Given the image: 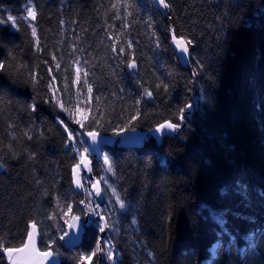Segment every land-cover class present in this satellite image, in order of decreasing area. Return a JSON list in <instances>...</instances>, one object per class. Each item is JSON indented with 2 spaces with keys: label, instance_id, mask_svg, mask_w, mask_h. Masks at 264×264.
<instances>
[{
  "label": "trees",
  "instance_id": "16d2710c",
  "mask_svg": "<svg viewBox=\"0 0 264 264\" xmlns=\"http://www.w3.org/2000/svg\"><path fill=\"white\" fill-rule=\"evenodd\" d=\"M167 3L163 17L151 0H0L6 21L0 24V62L7 65L0 71V236L10 246L18 247L26 226L37 221L48 237H57L58 257L77 264L99 236L89 231L78 248L67 250L54 227H66L57 200L80 208L84 199L72 186L78 159L66 146L61 121L73 133L92 128L81 129L45 102L52 82L60 89L57 99L100 120L95 130L109 136L137 111L125 131L178 123L179 110L195 98L176 137L104 149L115 172L108 184L126 205L120 209L109 195L103 204L114 225L104 238L114 245L115 264H264V239L257 236L248 246L251 230L264 228V198L258 195L264 191V0ZM28 6L34 21L23 19ZM171 30L192 41L190 68L173 53ZM93 172L100 177V162ZM54 213L56 219H48ZM218 213L225 216L223 233ZM0 264H6L3 253Z\"/></svg>",
  "mask_w": 264,
  "mask_h": 264
},
{
  "label": "snow or ice",
  "instance_id": "6c2138e0",
  "mask_svg": "<svg viewBox=\"0 0 264 264\" xmlns=\"http://www.w3.org/2000/svg\"><path fill=\"white\" fill-rule=\"evenodd\" d=\"M158 4L162 8H169L170 4L167 3V0H158ZM27 16L23 17V19L28 21H34L36 19V12L33 7H28L26 9ZM7 22H11L13 27H16V18L8 15L7 16ZM6 21L4 19H0V24H4ZM31 26V24H30ZM36 28L32 26V36L36 37ZM172 39L175 42L176 48L180 50V52L184 54H188V47L187 45L191 44L192 41L188 40L185 41L183 38L177 39L175 32L173 31ZM38 46V41H37ZM129 47H131V44H129ZM39 50V47L38 49ZM113 51H116V48H113ZM119 51L121 53L124 52L123 48H120ZM53 60L56 59L55 56L52 57ZM78 64L79 61H76ZM7 65L3 62H0V71L5 70ZM56 69L60 68V64L55 65ZM136 64L135 61L128 62V68L132 69L135 68ZM76 79L75 83H79L81 81V69L79 67L76 68ZM52 73V68H49V74ZM84 76H87V73H84ZM33 84L36 83V77L33 76ZM53 81H55V77L53 76ZM84 83H87L85 80ZM159 87V85H158ZM167 88V86H164ZM48 88L51 92V96L46 100L47 103H54L62 111H65L68 113L69 118L72 119V121L79 125L81 129H85L88 127H91L92 130L86 131L84 133L81 132H75L71 131L67 125H64V122L61 121V124L64 126V131L68 133L67 135V142L66 146L71 145L72 150L76 151V147L73 144V141L75 140V137L80 135H87L91 138L93 144L96 143L97 137L99 133L95 130L96 126L100 125V120L96 119L95 117L90 116L88 112H85L83 109H81L79 106L75 108V111L71 109V107H67L65 105V102L62 99L56 98V93L60 91V89L53 88L52 82L48 84ZM89 94L92 92V88H88ZM145 94L148 97H151L153 94L151 91L145 92ZM4 103L3 101V95L0 94V106H2ZM139 103V101H137ZM32 111L36 110V106H31ZM191 108V105H186L185 107H182L180 111L179 120L180 123H174L171 121H165L164 123L159 124L155 131L157 133H163L165 130H168L170 132H177L183 123V121L186 119V109ZM3 108L0 107V113H2ZM77 114H79V118H77ZM140 116L139 111H137L136 115H133L131 119L128 121V124H126L123 128H120L119 130L115 131V135H120L122 132L125 131V129L128 128L129 125L133 123V121L137 120ZM262 129H264V121L261 123ZM132 131H135L134 128L131 129ZM27 135V134H26ZM28 139H31L29 136ZM88 149L85 148L82 153H78L79 156V162L73 165L72 167V182L75 184L76 188L83 189L86 194V199H82L79 201L80 205H83L82 208L74 207L73 203H66L61 205L59 200H57V207L61 210L60 219L63 220L64 225L67 226L68 231H63V226L56 224L54 227L58 232L61 234L59 235L58 239L60 241H64L67 237L72 236L74 233H79L82 230L86 229L89 223L95 225L96 229H98L99 236L95 238V246L90 247L89 250H87L85 253H81L79 255V259L77 261V264H103L104 260H107L110 262V264H115V256L113 252L114 245L111 243L110 239H105L104 234L107 230L114 227V225L111 223V216H105L104 211L105 209L101 207L100 203H96L95 207H93V200H92V191H89L87 188L84 187L83 181L86 179V177L81 175L82 169L91 172V161H89L88 156ZM35 154H30V158H34ZM104 164L107 166L106 171L111 174H115L114 168L112 165V162L109 157H104ZM0 167H3V165H0ZM107 184V179L105 177H101L100 179L96 180L95 183H92L91 188L95 192V195L97 197L103 198V189L101 188V183ZM111 187V186H109ZM237 190H241V185H236ZM245 192V195H247V189H243ZM112 194L115 197V203L119 205L120 209H124L126 207L124 201L121 199L119 194L117 193V190L115 188H111ZM258 195L262 198H264V191H261L258 193ZM226 215V214H225ZM92 217H96V220H93ZM48 219L55 220L56 215L55 213L52 216H49ZM216 222L219 225H223L224 228H220L219 230L223 233L224 229L226 228V222H225V216L220 215L219 213L216 215ZM251 222V221H250ZM133 223H135V220H133ZM259 236L261 239H264V228L259 229L257 231L256 229L251 230L250 235L248 236V246L252 247L255 244V238ZM47 238V239H46ZM57 243V237L51 236L48 237V233L44 232L43 228L40 227L39 222L32 221L30 222L25 229V237L20 241L19 246H10L9 240L7 237L0 236V253H3L4 256L8 259V264H58L56 257L60 255L58 249L54 247ZM68 243H73L72 240H69ZM39 244H43V247L38 246ZM213 252L215 249L212 250Z\"/></svg>",
  "mask_w": 264,
  "mask_h": 264
},
{
  "label": "water",
  "instance_id": "95a60500",
  "mask_svg": "<svg viewBox=\"0 0 264 264\" xmlns=\"http://www.w3.org/2000/svg\"><path fill=\"white\" fill-rule=\"evenodd\" d=\"M152 7L160 12V14L163 17H166L165 14V8H162L158 4V0H151ZM173 35V30L170 32V47L175 54V56L178 58V61L182 67L185 68H190V50L188 51V54H184L180 52L179 49L176 48L175 42L172 39ZM180 39V38H177ZM188 47V45H187ZM189 49V47H188ZM195 108V98L193 99V103L191 104V108L186 109V118H189L191 113H192V108ZM178 123H180V120H178ZM157 127V126H156ZM152 128L148 131H124L120 135H103L99 133L97 137V141L95 144H93L92 140L90 137L87 135H84V140L86 142V147L90 152V158L89 161H91V168L92 171L89 173L85 170L82 169L81 175L86 177L89 181L92 183H95L97 179H95L93 175V169H94V164L96 162V159L100 155V153L105 149V148H110L116 145L118 148H124V149H131V148H141L143 147L144 143L147 142L150 138L154 137L157 141H161V139L165 136L169 137H176L179 135L182 130L185 128V122L183 121L181 128L177 132H170L168 130H165L163 133H157L155 131V128ZM79 162V161H78ZM0 165L2 163L0 162ZM5 169L4 167H0V173H4ZM71 179H72V173H71ZM90 185L89 190L92 191L93 197L96 199V202H101L102 199L100 197H97L95 195V192L92 190ZM73 189L80 193L83 192V189L76 188L75 184L72 182ZM97 219V218H96ZM64 231H68L67 226L65 227ZM108 231V230H107ZM107 231L104 234H107ZM84 230H82L79 233H74L72 236L67 237L64 241H61L62 247L67 249V250H72L78 246H80L82 242V234ZM69 240H72L73 243H68ZM39 246V245H38ZM5 261L6 264H8V259L6 256ZM58 264H68L67 262H64L62 259H60L58 256L56 257Z\"/></svg>",
  "mask_w": 264,
  "mask_h": 264
},
{
  "label": "rangeland",
  "instance_id": "374dc122",
  "mask_svg": "<svg viewBox=\"0 0 264 264\" xmlns=\"http://www.w3.org/2000/svg\"><path fill=\"white\" fill-rule=\"evenodd\" d=\"M28 7H31V6H28ZM27 7V8H28ZM26 8V9H27ZM26 16H27V11H26ZM80 107V106H79ZM81 108V107H80ZM77 118H79V114H77ZM79 126V125H78ZM73 144L75 145V147H76V154H77V159H78V161H79V156H78V153H82L83 151H84V149L85 148H87L86 147V144H85V140H84V138H83V136L82 135H80V136H77V137H75V140L73 141ZM87 156H88V158H90V152H89V150H88V153H87ZM106 155H105V152L104 151H102L101 153H100V155L98 156V158L96 159V162H95V164H97L98 162H100V170H101V175H100V177L99 178H95V179H100L101 177H105L106 179H107V176L108 175H110L111 173H108L107 171H106V165L104 164V157H105ZM94 164V165H95ZM84 182H85V180H84ZM101 188L103 189V201L102 202H98V203H100L101 204V207L102 208H104L105 209V207H104V205L103 204H108V203H106L107 201H108V195L110 196V197H112V198H115L114 196H113V194H112V191H111V187H109V184H108V181H107V184H105V183H101ZM88 190H89V188H88ZM90 191V190H89ZM85 199H86V194H85ZM92 200H93V207H95V204H96V202L94 201V197H93V195H92ZM115 201V200H114ZM117 205V204H116ZM118 207H119V205H117ZM213 249H216V247L215 246H213L212 248H211V254H213L214 252L212 251ZM113 252H114V256H115V259L117 258V253L113 250Z\"/></svg>",
  "mask_w": 264,
  "mask_h": 264
},
{
  "label": "flooded vegetation",
  "instance_id": "af4514ba",
  "mask_svg": "<svg viewBox=\"0 0 264 264\" xmlns=\"http://www.w3.org/2000/svg\"><path fill=\"white\" fill-rule=\"evenodd\" d=\"M93 171H94V169H93ZM93 175H94V172H93ZM85 185H84V187L85 188H90V185H91V181H89V180H85V183H84ZM84 192V191H83ZM82 192V194L84 195V199H85V192L83 193ZM102 201H103V198H102ZM101 201V202H102ZM83 207V205L80 207V208H82ZM92 219L93 220H96V217H92ZM89 231H94V232H96V234L98 233V235H100L99 234V232H98V229H96V227H95V225L94 224H92L91 222L89 223V225L87 226V228L86 229H84V232H83V234H82V242H83V238H84V236L86 235V233L87 232H89ZM82 242H81V244H82ZM80 244V245H81ZM79 247V246H78ZM77 247V248H78Z\"/></svg>",
  "mask_w": 264,
  "mask_h": 264
},
{
  "label": "bare ground",
  "instance_id": "6f19581e",
  "mask_svg": "<svg viewBox=\"0 0 264 264\" xmlns=\"http://www.w3.org/2000/svg\"><path fill=\"white\" fill-rule=\"evenodd\" d=\"M85 144H86V142H85ZM78 163V162H77ZM94 177L96 178V176L94 175ZM85 180H88V179H85ZM83 183H85L84 181H83ZM85 185V184H84ZM84 191V190H83ZM84 193V192H83ZM94 201L96 202V199L94 198ZM97 203V202H96ZM108 232V231H107Z\"/></svg>",
  "mask_w": 264,
  "mask_h": 264
}]
</instances>
